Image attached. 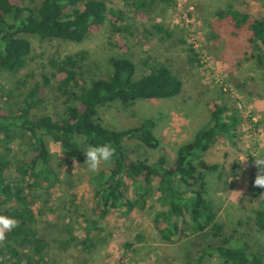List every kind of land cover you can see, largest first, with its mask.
Returning <instances> with one entry per match:
<instances>
[{"label": "rangeland", "instance_id": "obj_1", "mask_svg": "<svg viewBox=\"0 0 264 264\" xmlns=\"http://www.w3.org/2000/svg\"><path fill=\"white\" fill-rule=\"evenodd\" d=\"M38 0H24V4ZM136 0H106L110 7L123 9L128 32H122L120 42L125 55L145 74L164 64L182 81L179 94L169 98L138 100L131 106L112 103L99 108V115L111 128L135 126L144 118L155 120L154 133L160 140L169 160H173L179 145L189 142L195 132L209 122V108L214 103H225L234 109L239 124L232 136L218 142L204 155L209 163H218L216 171L206 174V196L218 211V219L226 232L237 230L234 239L250 241L256 252L264 256V232L254 226L253 214L259 207L263 192L254 184L264 165V81L261 68L248 42L247 24L234 26L229 14L218 12L237 9L249 15V21L264 17V0H176L175 5L154 2L136 7ZM160 24L169 35L156 31ZM116 34L109 24L99 33H91L82 41L45 39L28 36L32 50L25 65L14 73L0 70V104L16 108L25 91L43 74L50 75L51 61L72 55L78 60L77 70L83 85L108 74L110 58L122 51ZM192 45L199 61L193 59ZM53 84V83H52ZM78 91V89H75ZM66 97L53 84L43 108L53 114L64 107ZM69 103H77L71 100ZM18 157L29 152L25 140L17 138L11 145ZM54 154V166L60 171V181L50 195L43 193L35 202L37 227L48 245L43 258L33 264H180L187 242H164L156 232L153 217L162 206L147 199L143 208L110 212L100 218L94 205L95 174L85 166L82 145L76 156L63 153L58 144L49 143ZM135 143L130 144L136 149ZM134 158H148L153 162L158 150L138 149ZM130 196L135 197L129 184ZM48 200V204H43ZM45 205L51 208L43 209ZM42 210V212H40ZM238 222H241L238 223ZM72 234L78 240L61 246ZM87 235L92 239L89 248L75 243ZM127 243L132 246L126 247ZM88 247V246H87ZM34 255L32 256V258ZM31 258V259H32ZM24 260L21 264H25ZM211 258L205 264H220Z\"/></svg>", "mask_w": 264, "mask_h": 264}, {"label": "trees", "instance_id": "obj_2", "mask_svg": "<svg viewBox=\"0 0 264 264\" xmlns=\"http://www.w3.org/2000/svg\"><path fill=\"white\" fill-rule=\"evenodd\" d=\"M154 2L172 6L176 0H136L135 6L146 7ZM224 13L231 16L236 28L247 24L248 42L255 50L252 57L264 81V17L249 21L248 13L237 9L218 12L220 16ZM125 18L123 9L110 7L106 0H38L28 4L24 0H0V70L4 72L14 73L25 65L32 50L28 36L80 42L109 24L122 50L110 58V72L92 79L87 86L78 76L74 56L52 60L53 71L30 86L16 108L0 104V216L17 221V227L0 240V264H21L24 260L25 264H33L36 256L37 260L43 258L48 241L37 227L34 205L43 193L49 196L61 179L50 142L58 144L68 156H76L82 145H111L115 149L113 162L104 163L95 174L93 211L104 218L123 208L127 212L143 208L149 198L158 202L162 209L155 213L153 223L161 240L187 242L180 264H205L215 256L221 259L220 264H264V256L250 241L234 239L236 229L226 232L205 191L207 172L216 171L220 165L209 163L204 155L236 130L239 119L234 109L225 103L212 104L209 122L189 142L178 146L173 160L168 159L154 133L155 120L144 118L135 126L117 129L99 115L101 106L119 103L127 107L138 100L173 97L182 89L181 79L167 65H157L145 74L137 72L120 42L121 33L129 30ZM153 28L169 35L160 24ZM189 50L199 61L192 45ZM52 83L65 95L66 103L50 114L42 110ZM71 100L77 103H69ZM17 138L29 146V152L20 157L11 147ZM131 143L137 145L135 150L130 148ZM138 149L158 150L159 156L153 162L134 158ZM129 184L134 187V198ZM261 191L264 195V187L256 189V193ZM47 208L51 206L43 207ZM253 218L254 226L264 232V197ZM69 235L61 246L78 240ZM89 243L92 239L87 235L75 244L88 249ZM131 246L126 244L128 250Z\"/></svg>", "mask_w": 264, "mask_h": 264}, {"label": "clouds", "instance_id": "obj_3", "mask_svg": "<svg viewBox=\"0 0 264 264\" xmlns=\"http://www.w3.org/2000/svg\"><path fill=\"white\" fill-rule=\"evenodd\" d=\"M85 166L91 172H96L102 163L110 164L115 156V149L109 144L89 146L85 150ZM257 166L264 165V159H256ZM254 180L256 186L264 187V168L260 169ZM17 227V221L13 217L0 216V240L4 239L7 231Z\"/></svg>", "mask_w": 264, "mask_h": 264}]
</instances>
